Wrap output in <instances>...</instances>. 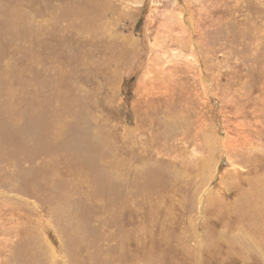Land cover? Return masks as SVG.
<instances>
[{"label":"rangeland","instance_id":"374dc122","mask_svg":"<svg viewBox=\"0 0 264 264\" xmlns=\"http://www.w3.org/2000/svg\"><path fill=\"white\" fill-rule=\"evenodd\" d=\"M0 264H264V0H0Z\"/></svg>","mask_w":264,"mask_h":264}]
</instances>
